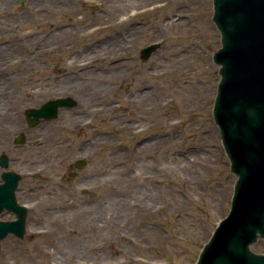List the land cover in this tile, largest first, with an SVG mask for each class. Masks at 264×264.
I'll list each match as a JSON object with an SVG mask.
<instances>
[{"label":"rangeland","instance_id":"rangeland-1","mask_svg":"<svg viewBox=\"0 0 264 264\" xmlns=\"http://www.w3.org/2000/svg\"><path fill=\"white\" fill-rule=\"evenodd\" d=\"M212 14V0H0V138L7 135L0 151L23 129L26 108L70 89L88 105L114 104L95 123L113 140L106 192L110 215L122 221L110 222L119 238L101 236L110 249L92 255L100 264H196L229 212L236 175L212 115L220 78ZM154 42L159 48L141 60L140 49ZM79 100L69 115L92 113ZM40 127L32 130L31 145L15 153L38 159L46 167L38 174L49 176L61 168L38 155L41 147L33 143ZM33 165L19 170L36 188L17 193L28 207L26 235L1 242L0 264H82L91 256L72 245L73 230L64 235L62 215L74 214L35 206L49 189L33 181ZM134 220L133 235L120 234ZM61 238L65 245L58 246ZM252 249L264 254V240Z\"/></svg>","mask_w":264,"mask_h":264},{"label":"water","instance_id":"water-1","mask_svg":"<svg viewBox=\"0 0 264 264\" xmlns=\"http://www.w3.org/2000/svg\"><path fill=\"white\" fill-rule=\"evenodd\" d=\"M212 4V21L220 33V47L212 56L220 76L212 115L237 178L229 213L204 244L196 264H264V254L251 249L264 239V0H212ZM159 46L142 48L140 58L147 60ZM73 105L67 98H57L27 108L26 122L36 126L42 119L56 118L58 108ZM15 143H22V135ZM0 165L8 167L5 156ZM2 179L0 213L11 211L18 218L0 220V242L9 233L23 238L26 232V209L15 197L20 176L5 171Z\"/></svg>","mask_w":264,"mask_h":264},{"label":"flooded vegetation","instance_id":"flooded-vegetation-1","mask_svg":"<svg viewBox=\"0 0 264 264\" xmlns=\"http://www.w3.org/2000/svg\"><path fill=\"white\" fill-rule=\"evenodd\" d=\"M77 90L74 88L68 90L65 96L71 97ZM73 98V97H72ZM74 102L77 106L78 100L74 98ZM104 99H102L103 101ZM81 101V100H79ZM97 101V100H95ZM99 101V99H98ZM82 105H88L89 101L82 99ZM112 102L95 103L88 105L87 107L90 112L80 110L79 113L69 115V111L73 108H62L58 112L56 119L51 121H42L39 129V134L34 137L35 147H41L37 150L38 155L44 157V160L52 167V164H57L61 169L59 172L53 170L51 175L44 176L42 173L45 171V166L38 165V159L35 161L30 160L27 152L25 154L15 153L16 149L23 146H30L32 141V130L36 127H29L26 123V117L24 116L23 129L20 130L22 134V144L15 145V134L12 138V145L8 144L3 151H0V156L6 154L8 157L9 165L18 164V168L15 171L28 169V166H35L34 171H28L32 176L33 181L43 180L44 184L40 190L49 189L45 193L46 200L36 201V207H49L56 206L61 207L63 210L60 212H67L74 215H62L64 221V229L68 231L73 230L72 240L73 246L76 247L79 253L84 255H90L91 257L83 258L82 264H94L97 262V258H94L96 252L105 253L109 251V240L101 237L105 235L107 237L114 238L118 237L116 231L110 232V225L112 221L117 224L118 220L122 221L119 217H113L109 209L111 200V194L107 193V188H111V162L108 159V154L111 155L113 140L110 134L98 133L96 127V117L101 116L103 119L107 116V111L113 107ZM119 107L118 103H115ZM75 106V107H76ZM74 107V108H75ZM66 112L64 118H60L61 114ZM52 124V125H50ZM6 137V138H5ZM2 136L0 141L3 143L7 140V135ZM33 137V136H32ZM39 141V142H38ZM25 150V149H24ZM26 151V150H25ZM13 155V156H12ZM43 168L42 173L38 172ZM53 168V167H52ZM14 170V169H12ZM34 172V173H32ZM37 172V173H35ZM3 170L0 168V182ZM21 173V172H20ZM24 177L22 176L17 193L20 190H28L30 192L36 191V188L28 187V183L23 182ZM32 190V191H31ZM128 214H135V210L128 211ZM8 215L10 218L5 219L4 216ZM28 211L26 213V218ZM1 219L12 220L14 215L8 212L3 213L0 216ZM110 220V221H109ZM139 224L140 220L135 219ZM134 221L131 222L132 228L128 230V227H121L117 230L120 234L127 235L132 234L134 231ZM113 223V222H112ZM66 229L64 235L69 234ZM151 231L150 229H147ZM61 233V232H60ZM126 233V234H125ZM97 234H101L98 236ZM63 235V234H62ZM135 242V240H133ZM57 245L63 246L65 242L61 239H57ZM136 244L145 247L144 243ZM132 247H135L132 243ZM128 246V245H127ZM123 247L121 249H126ZM143 249V248H141ZM138 254V253H136Z\"/></svg>","mask_w":264,"mask_h":264},{"label":"bare ground","instance_id":"bare-ground-1","mask_svg":"<svg viewBox=\"0 0 264 264\" xmlns=\"http://www.w3.org/2000/svg\"><path fill=\"white\" fill-rule=\"evenodd\" d=\"M94 264H100L99 262H94ZM118 264H125V262L120 261Z\"/></svg>","mask_w":264,"mask_h":264}]
</instances>
